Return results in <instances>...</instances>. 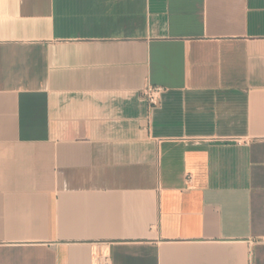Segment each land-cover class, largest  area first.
<instances>
[{"label": "crops", "instance_id": "0c3cea01", "mask_svg": "<svg viewBox=\"0 0 264 264\" xmlns=\"http://www.w3.org/2000/svg\"><path fill=\"white\" fill-rule=\"evenodd\" d=\"M104 256L264 264V0H0V264Z\"/></svg>", "mask_w": 264, "mask_h": 264}, {"label": "built area", "instance_id": "2783aa9c", "mask_svg": "<svg viewBox=\"0 0 264 264\" xmlns=\"http://www.w3.org/2000/svg\"><path fill=\"white\" fill-rule=\"evenodd\" d=\"M164 91L165 89L163 87L150 84L145 85L141 89L140 96L147 104V112L149 115L155 108L160 106L161 97ZM237 144L240 143L237 142ZM101 264H111L108 256L103 257Z\"/></svg>", "mask_w": 264, "mask_h": 264}]
</instances>
